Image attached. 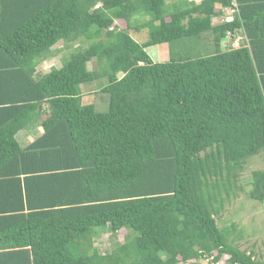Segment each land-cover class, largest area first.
I'll return each instance as SVG.
<instances>
[{"label":"trees","instance_id":"16d2710c","mask_svg":"<svg viewBox=\"0 0 264 264\" xmlns=\"http://www.w3.org/2000/svg\"><path fill=\"white\" fill-rule=\"evenodd\" d=\"M167 2L0 0V264H264L218 224L264 153V0ZM191 41L208 53L182 55ZM61 42L62 66L40 74ZM163 44L155 62L147 48ZM102 79L88 91L107 96L98 112L82 85ZM250 185L264 205V170ZM109 228L128 235L101 255Z\"/></svg>","mask_w":264,"mask_h":264},{"label":"rangeland","instance_id":"374dc122","mask_svg":"<svg viewBox=\"0 0 264 264\" xmlns=\"http://www.w3.org/2000/svg\"><path fill=\"white\" fill-rule=\"evenodd\" d=\"M169 2L178 3L179 0H168L167 6L165 7L166 14L175 12L177 9L180 10L185 8L184 5L170 8L168 6ZM227 14L228 17H231V10H228ZM150 18H152V16L150 15L136 16L133 19L134 26L137 27V25L139 26ZM217 22L218 20L215 21V23ZM120 24L121 27L125 26L124 22H121ZM134 26L128 31L129 34L139 43L146 42L149 37L148 29L144 28L138 32L136 31V29H134ZM244 41L245 35L243 33L237 38L236 42L233 45V48L240 47ZM228 42L229 40L225 42L224 46L226 44H229ZM69 47V51L68 53L66 52L65 55L66 59H69L72 53L78 51L79 44L74 43ZM56 48L59 52L55 55L48 56L46 61L42 62L38 66L37 69L40 74L48 72L51 67L60 68L62 66V58L63 54L65 53L63 49L65 48V44L61 42L56 46ZM147 52L152 56L155 62L163 63L169 61V46L166 44L149 47L147 48ZM183 52L182 55L195 58L200 55H206V53H208V49L204 48V45L203 48H200L199 43H193V41H191L188 49ZM89 69L98 70V66L95 63H90ZM99 83L101 84L99 87L98 83H95L92 88H88L87 85H82L83 103L93 104L98 112H105L108 109V103L106 101H103V97L105 99V97L107 96L102 95L98 92H88L91 89L98 91L101 86H104V84H106L103 79L99 81ZM254 170H264V153L255 156L247 161L243 170V174L241 176V185L243 186V189L241 190V193L239 195L233 197L232 200L228 203L227 210L222 215L223 221L221 220L220 222V220H218V224L220 227H228V225H230L231 223H235L237 227L235 232V245L240 249L246 250L248 252L254 251L257 260L261 261L264 260V205L261 202L252 200L249 197L250 190L252 189L250 181L252 180V172ZM107 232L108 233L96 236V238L94 239V248H96L101 255H106L112 252L117 248L119 244L124 243L125 238L128 235V231L125 229L119 231L117 234H113L111 228H109ZM223 258L224 260H222L221 264H225V260L227 261V257ZM204 263L206 264V262Z\"/></svg>","mask_w":264,"mask_h":264},{"label":"crops","instance_id":"0c3cea01","mask_svg":"<svg viewBox=\"0 0 264 264\" xmlns=\"http://www.w3.org/2000/svg\"><path fill=\"white\" fill-rule=\"evenodd\" d=\"M177 1V0H176ZM202 0H187V3L189 5H197L201 2ZM171 4H175L174 2H169ZM228 11H225V16L223 17H216L213 18V25H217V24H221L224 20H226V18L229 21V17L227 16ZM218 20L217 23H215V21ZM236 42V41H235ZM165 45V44H163ZM167 45V44H166ZM43 128L39 125H30L29 127H27L26 129L21 130L17 136L16 139L17 141L20 143L21 146L23 147H27L28 145H30L32 142H34L38 137H40L43 134ZM254 252V251H253Z\"/></svg>","mask_w":264,"mask_h":264},{"label":"built area","instance_id":"2783aa9c","mask_svg":"<svg viewBox=\"0 0 264 264\" xmlns=\"http://www.w3.org/2000/svg\"><path fill=\"white\" fill-rule=\"evenodd\" d=\"M232 19H229V21H231Z\"/></svg>","mask_w":264,"mask_h":264}]
</instances>
